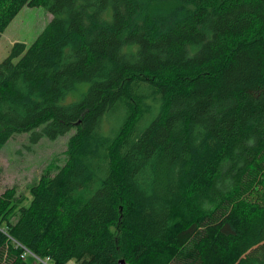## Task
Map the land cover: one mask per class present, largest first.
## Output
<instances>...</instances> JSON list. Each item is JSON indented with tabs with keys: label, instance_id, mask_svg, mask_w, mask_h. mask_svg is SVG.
<instances>
[{
	"label": "trees",
	"instance_id": "16d2710c",
	"mask_svg": "<svg viewBox=\"0 0 264 264\" xmlns=\"http://www.w3.org/2000/svg\"><path fill=\"white\" fill-rule=\"evenodd\" d=\"M24 7L51 19L0 62V150L73 134L0 193V264H264V0H0V39Z\"/></svg>",
	"mask_w": 264,
	"mask_h": 264
},
{
	"label": "rangeland",
	"instance_id": "374dc122",
	"mask_svg": "<svg viewBox=\"0 0 264 264\" xmlns=\"http://www.w3.org/2000/svg\"><path fill=\"white\" fill-rule=\"evenodd\" d=\"M51 15L42 7H24L6 28L0 39V62L6 58L13 43L30 45L44 27ZM86 84H80L78 91L69 93L60 103L68 104L79 99L86 90ZM73 131L56 140L41 138L30 141V133L15 134L0 150V193L6 188H15L19 198L27 205L31 200L29 189L37 183L43 171H54L67 159L68 139ZM244 200V199H243ZM236 203L227 218L239 224L241 209ZM34 264L32 257L26 258ZM68 264H74L70 262Z\"/></svg>",
	"mask_w": 264,
	"mask_h": 264
},
{
	"label": "built area",
	"instance_id": "2783aa9c",
	"mask_svg": "<svg viewBox=\"0 0 264 264\" xmlns=\"http://www.w3.org/2000/svg\"><path fill=\"white\" fill-rule=\"evenodd\" d=\"M25 257H26V254L24 253V254L21 256V258H23V259H24Z\"/></svg>",
	"mask_w": 264,
	"mask_h": 264
}]
</instances>
